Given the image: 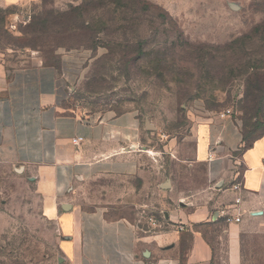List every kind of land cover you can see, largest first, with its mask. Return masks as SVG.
<instances>
[{"label": "rangeland", "instance_id": "obj_1", "mask_svg": "<svg viewBox=\"0 0 264 264\" xmlns=\"http://www.w3.org/2000/svg\"><path fill=\"white\" fill-rule=\"evenodd\" d=\"M8 48L59 64L65 115L94 122L133 112L144 147L160 163L185 157L195 126L227 110L246 145L264 134V113L245 112V95L256 92L251 79L264 74V0H15L0 6V51ZM23 173L0 168V264H65L56 223ZM105 183L133 193L141 180L88 181L78 187L82 207L103 198ZM170 189L145 190L138 205L122 203L108 214L162 224ZM113 200H121L119 191ZM219 231L212 229L213 240Z\"/></svg>", "mask_w": 264, "mask_h": 264}, {"label": "crops", "instance_id": "obj_2", "mask_svg": "<svg viewBox=\"0 0 264 264\" xmlns=\"http://www.w3.org/2000/svg\"><path fill=\"white\" fill-rule=\"evenodd\" d=\"M14 1L0 0V6ZM58 73L59 64L37 51H0V168L24 172L33 182L43 214L61 235L65 264H216L220 258L264 264V134L246 145L239 122L212 115L195 126L185 157L160 163L150 158L155 149L144 147L133 112L94 122L65 115ZM197 167L202 172L195 173ZM134 176L141 185L133 193L105 183L102 199L89 208L80 204L78 187L88 181ZM170 185L162 224L141 226L108 214L122 203L138 205L145 190ZM117 191L119 201L113 200ZM224 214L241 220L227 221ZM219 227L213 240L210 232Z\"/></svg>", "mask_w": 264, "mask_h": 264}, {"label": "trees", "instance_id": "obj_3", "mask_svg": "<svg viewBox=\"0 0 264 264\" xmlns=\"http://www.w3.org/2000/svg\"><path fill=\"white\" fill-rule=\"evenodd\" d=\"M248 37H250V35ZM257 62L259 61L257 60ZM250 67L253 69L256 68V62H252ZM262 76H264V74L258 75V73L255 72L254 78L251 79V84L253 85V89L256 92L253 94L247 92L245 95V101L247 103L245 106V112L252 113L254 116L261 114L262 112L264 113V80L260 79ZM242 140L245 142V144L247 143L245 138H242Z\"/></svg>", "mask_w": 264, "mask_h": 264}, {"label": "built area", "instance_id": "obj_4", "mask_svg": "<svg viewBox=\"0 0 264 264\" xmlns=\"http://www.w3.org/2000/svg\"><path fill=\"white\" fill-rule=\"evenodd\" d=\"M228 113H229V110H227L226 114H225V113L221 114V116H226ZM79 139H80V138H74V139H73V142L76 143ZM239 185H240V183L237 182V183L233 184L232 187H233V189H238V188H239ZM224 215H228V216L226 217V220H227V221H232V220H233V221H235V222H239V221L241 220V216H240V214H236L235 216H231V215H229V214H224ZM149 220H150L153 224H155V222H156L155 218H154V217H151V216L149 217ZM179 229L182 230V229H183V226L180 225V226H179Z\"/></svg>", "mask_w": 264, "mask_h": 264}, {"label": "water", "instance_id": "obj_5", "mask_svg": "<svg viewBox=\"0 0 264 264\" xmlns=\"http://www.w3.org/2000/svg\"><path fill=\"white\" fill-rule=\"evenodd\" d=\"M167 187H168V186H165V188H167ZM66 206H69V205H66ZM66 206H65V207H66Z\"/></svg>", "mask_w": 264, "mask_h": 264}]
</instances>
